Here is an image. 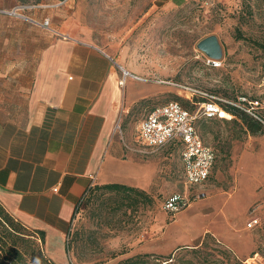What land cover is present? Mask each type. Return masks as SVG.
<instances>
[{
  "label": "rangeland",
  "instance_id": "1",
  "mask_svg": "<svg viewBox=\"0 0 264 264\" xmlns=\"http://www.w3.org/2000/svg\"><path fill=\"white\" fill-rule=\"evenodd\" d=\"M33 19L43 25L49 19L46 29L111 53L121 63V78L127 76L120 84L124 99L131 85L166 81L158 98L139 100L119 117L135 152L156 166L148 196L129 205L121 194L90 190L71 220L66 250L60 258L50 256L55 264H162L170 254L154 252L157 246L166 250L182 239V224L179 230L169 226L186 209L173 218L163 207L177 192H203L192 205H203L213 223L202 243L180 247L170 264H264V131L253 134L234 117L199 119L198 132L218 157L210 177L195 187L185 181L179 149L147 148L136 137L153 106L188 99L168 81L264 117V0H0V66L35 51ZM210 36L222 46L218 66L199 48ZM251 219L258 222L249 227Z\"/></svg>",
  "mask_w": 264,
  "mask_h": 264
},
{
  "label": "crops",
  "instance_id": "2",
  "mask_svg": "<svg viewBox=\"0 0 264 264\" xmlns=\"http://www.w3.org/2000/svg\"><path fill=\"white\" fill-rule=\"evenodd\" d=\"M33 22L35 51L0 66V203L28 228L43 230L46 251L56 259L89 187L119 183L147 190L152 184L156 166L135 152L119 117L165 89L161 80L131 85L124 99L120 84L127 76L121 78V63L104 47ZM192 203L169 226L182 224V239L154 252L202 243L212 214Z\"/></svg>",
  "mask_w": 264,
  "mask_h": 264
},
{
  "label": "built area",
  "instance_id": "3",
  "mask_svg": "<svg viewBox=\"0 0 264 264\" xmlns=\"http://www.w3.org/2000/svg\"><path fill=\"white\" fill-rule=\"evenodd\" d=\"M44 25H49V19L44 21ZM208 62L215 66L220 65V61L217 59L209 58ZM124 81L122 80L121 83L124 84ZM161 82L166 81L162 80ZM168 82L180 91H184L185 94L182 95L189 99H193L195 94L205 98L196 103L197 107L194 111L186 109L174 100L154 107L138 125V141L141 145L153 149L163 148L171 142H181L180 154L184 165L185 181L189 187L199 186L210 177L217 154L213 147L204 142L196 123L203 117L231 119L232 114L215 96L184 83ZM255 104H258V101ZM248 112L253 114L250 110ZM117 128L120 129L119 124ZM203 195V192L172 193L164 200L163 207L168 213L175 215L188 207L193 200L201 198ZM257 222V219H251L248 226L252 227ZM171 260H165L162 264H169Z\"/></svg>",
  "mask_w": 264,
  "mask_h": 264
},
{
  "label": "trees",
  "instance_id": "4",
  "mask_svg": "<svg viewBox=\"0 0 264 264\" xmlns=\"http://www.w3.org/2000/svg\"><path fill=\"white\" fill-rule=\"evenodd\" d=\"M204 98L205 97L199 94H195L193 99H184L180 96H176L175 100L186 109L194 111L197 107L196 103L202 101ZM149 102L150 101H148V103ZM221 104L229 111L230 114H232V118L234 117L237 122L242 123L243 126H245L251 133L255 134L264 131V117L260 116V118H257L239 106ZM156 106L158 105L153 106L149 111ZM231 119L225 118V120ZM167 147H176L181 153L182 143L171 142L167 145ZM93 188L109 193L121 194L123 200H126L129 205L137 204L139 198L142 196H148L146 190L125 184L111 183L97 185L96 187L91 186L85 191L83 197L79 200L75 213L83 198ZM170 259H172V254L169 255L167 260ZM0 264H55L46 251L45 232L43 230L28 228L22 222L15 219L1 205V203Z\"/></svg>",
  "mask_w": 264,
  "mask_h": 264
},
{
  "label": "water",
  "instance_id": "5",
  "mask_svg": "<svg viewBox=\"0 0 264 264\" xmlns=\"http://www.w3.org/2000/svg\"><path fill=\"white\" fill-rule=\"evenodd\" d=\"M199 48L206 52L211 59L222 57V46L215 36H210L199 42Z\"/></svg>",
  "mask_w": 264,
  "mask_h": 264
},
{
  "label": "bare ground",
  "instance_id": "6",
  "mask_svg": "<svg viewBox=\"0 0 264 264\" xmlns=\"http://www.w3.org/2000/svg\"><path fill=\"white\" fill-rule=\"evenodd\" d=\"M126 73H128V72L126 71Z\"/></svg>",
  "mask_w": 264,
  "mask_h": 264
}]
</instances>
